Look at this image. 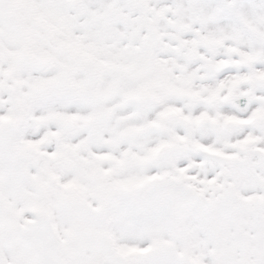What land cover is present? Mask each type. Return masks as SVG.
Masks as SVG:
<instances>
[{
	"label": "snow or ice",
	"instance_id": "1",
	"mask_svg": "<svg viewBox=\"0 0 264 264\" xmlns=\"http://www.w3.org/2000/svg\"><path fill=\"white\" fill-rule=\"evenodd\" d=\"M0 264H264V0H0Z\"/></svg>",
	"mask_w": 264,
	"mask_h": 264
}]
</instances>
